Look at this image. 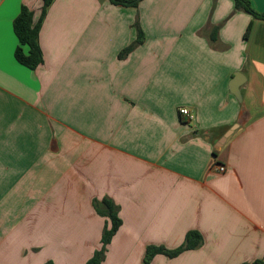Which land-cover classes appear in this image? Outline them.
I'll use <instances>...</instances> for the list:
<instances>
[{"label": "crops", "instance_id": "obj_1", "mask_svg": "<svg viewBox=\"0 0 264 264\" xmlns=\"http://www.w3.org/2000/svg\"><path fill=\"white\" fill-rule=\"evenodd\" d=\"M21 6L37 18L42 0H0V264H85L103 198L121 225L102 264L190 231L199 247L149 264H264V21L244 37L233 0H52L31 70L14 59Z\"/></svg>", "mask_w": 264, "mask_h": 264}, {"label": "trees", "instance_id": "obj_2", "mask_svg": "<svg viewBox=\"0 0 264 264\" xmlns=\"http://www.w3.org/2000/svg\"><path fill=\"white\" fill-rule=\"evenodd\" d=\"M113 5H119L123 7H135L141 0H108ZM52 0H42V7L40 9L39 16L34 17L32 11L27 7L21 6L20 12L12 22V30L15 34L18 45L14 50V59L21 65L31 70L39 66L43 59L38 45V32L42 22V19L46 13V10ZM234 8L241 10L252 17V20L245 31L244 37L248 36L250 26L253 20L264 21V13H258L255 11L249 0H233ZM143 33L140 29H137L136 39L122 50L119 57L127 54L135 45L139 44L142 40ZM96 213L107 219V223L101 233L100 247L95 250L92 256L85 264H102L106 246L109 244L111 238L116 233L121 225V219L118 216L117 206L108 198H103L99 202L95 201L93 204ZM201 236L196 231H190L185 235L182 245L175 249H166L162 246H148L146 248L144 264H149L152 257L156 254L165 255L168 258H173L179 255L181 252L191 249H196L201 244ZM52 264V263H46ZM254 264H261L256 262Z\"/></svg>", "mask_w": 264, "mask_h": 264}, {"label": "water", "instance_id": "obj_3", "mask_svg": "<svg viewBox=\"0 0 264 264\" xmlns=\"http://www.w3.org/2000/svg\"><path fill=\"white\" fill-rule=\"evenodd\" d=\"M245 78L240 73L236 72L233 75V78L229 82V92L238 100L240 101V92L239 87L243 83Z\"/></svg>", "mask_w": 264, "mask_h": 264}, {"label": "built area", "instance_id": "obj_4", "mask_svg": "<svg viewBox=\"0 0 264 264\" xmlns=\"http://www.w3.org/2000/svg\"><path fill=\"white\" fill-rule=\"evenodd\" d=\"M178 113H179L180 118L182 120H184L185 122L190 123L194 119V116H193L192 112H190V110L187 109V108H184V107L183 108H180L178 110ZM220 170H222V168H220Z\"/></svg>", "mask_w": 264, "mask_h": 264}]
</instances>
